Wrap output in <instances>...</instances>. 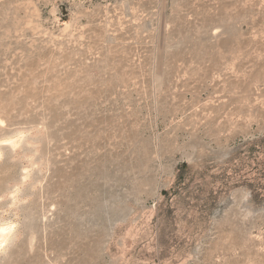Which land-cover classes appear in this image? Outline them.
Here are the masks:
<instances>
[{"label": "rangeland", "instance_id": "obj_1", "mask_svg": "<svg viewBox=\"0 0 264 264\" xmlns=\"http://www.w3.org/2000/svg\"><path fill=\"white\" fill-rule=\"evenodd\" d=\"M0 151V264H264V0H0Z\"/></svg>", "mask_w": 264, "mask_h": 264}, {"label": "bare ground", "instance_id": "obj_2", "mask_svg": "<svg viewBox=\"0 0 264 264\" xmlns=\"http://www.w3.org/2000/svg\"><path fill=\"white\" fill-rule=\"evenodd\" d=\"M23 136H24L23 132H18L13 136L5 138L3 141H6L8 145L15 148L19 146V144L22 142ZM0 156H1V151H0ZM23 174H24L23 179H26L28 177V172L25 171V173ZM16 193H17V188H15L12 192V198H11L12 205L15 204L17 201ZM15 231H16V221L15 220L8 219V220L0 221V252L3 249H5L8 242L14 236Z\"/></svg>", "mask_w": 264, "mask_h": 264}]
</instances>
